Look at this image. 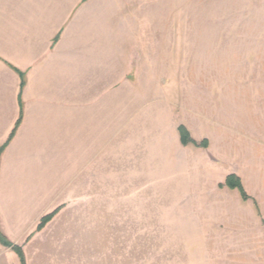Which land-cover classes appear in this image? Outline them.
<instances>
[{
    "label": "crops",
    "instance_id": "0c3cea01",
    "mask_svg": "<svg viewBox=\"0 0 264 264\" xmlns=\"http://www.w3.org/2000/svg\"><path fill=\"white\" fill-rule=\"evenodd\" d=\"M117 2L123 3L0 0V147L20 115L17 70L25 75L23 120L0 156V229L23 246L26 264L88 262L78 241L88 228L85 213L94 218L100 207L85 211L83 203L110 196L115 179L117 55L131 53L132 37L142 53L147 33L142 14L133 26L132 16L126 19ZM240 59L237 69L262 70V75L237 77L234 93L247 138L237 145L241 166L230 174L241 179L249 198L225 190L219 221L228 238L245 247V260L264 264V100L261 110L255 102V95L264 96V45L254 59L249 53ZM220 122L227 126L226 120ZM60 206L38 231L41 218ZM112 212L115 208L107 207ZM0 264H21L1 242Z\"/></svg>",
    "mask_w": 264,
    "mask_h": 264
},
{
    "label": "rangeland",
    "instance_id": "374dc122",
    "mask_svg": "<svg viewBox=\"0 0 264 264\" xmlns=\"http://www.w3.org/2000/svg\"><path fill=\"white\" fill-rule=\"evenodd\" d=\"M122 1L147 33L142 53L132 37L131 53L117 55L115 179L110 196L85 198L100 213H85L78 246L87 264H252L222 230L219 205L225 190L240 192L226 184L247 138L234 93L237 77L262 70L236 61L264 45V0ZM263 100L255 95L258 110ZM180 126L200 145L183 144Z\"/></svg>",
    "mask_w": 264,
    "mask_h": 264
},
{
    "label": "trees",
    "instance_id": "16d2710c",
    "mask_svg": "<svg viewBox=\"0 0 264 264\" xmlns=\"http://www.w3.org/2000/svg\"><path fill=\"white\" fill-rule=\"evenodd\" d=\"M17 70V69H16ZM20 75H21V78H22V81H21V92H20V107H21V110H20V115H19V118L16 122V125L14 127V129L12 130L9 138H8V141L2 146L0 147V156L3 152V150L5 149L6 145L13 139V137L15 136L16 132H17V129L19 127V125L21 124L22 120H23V101H22V90L24 88V85H25V75L23 72L17 70ZM179 131H180V135H181V141L183 144L187 145V144H195V145H200L193 137H191L188 129L185 127V126H180L179 127ZM204 144H202L203 146H206V141L202 142ZM226 184L230 187V188H237L242 197L244 199H248L249 198V195L247 194L245 188H244V185L241 181V179L236 176L235 174H230L227 179H226ZM59 211V208H56L55 210H53L52 212L44 215L41 220H40V223L37 227V230H42L45 225L58 213ZM0 242L4 245V246H7V247H10L12 248L19 256L20 258V262L21 264H26V256H25V252H24V249H23V246L22 245H18L16 243H14L13 241H11L6 234H4L2 232V230L0 229Z\"/></svg>",
    "mask_w": 264,
    "mask_h": 264
}]
</instances>
